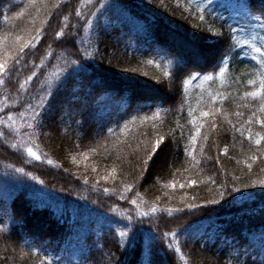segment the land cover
<instances>
[{
  "label": "trees",
  "instance_id": "1",
  "mask_svg": "<svg viewBox=\"0 0 264 264\" xmlns=\"http://www.w3.org/2000/svg\"><path fill=\"white\" fill-rule=\"evenodd\" d=\"M0 59V264H264V0H0Z\"/></svg>",
  "mask_w": 264,
  "mask_h": 264
},
{
  "label": "snow or ice",
  "instance_id": "2",
  "mask_svg": "<svg viewBox=\"0 0 264 264\" xmlns=\"http://www.w3.org/2000/svg\"><path fill=\"white\" fill-rule=\"evenodd\" d=\"M40 30L37 29V32H39ZM62 35V32H57V36ZM17 40H20V37H16ZM243 43H247V41H243ZM31 46V41H24L23 43H21L18 47H19V51L21 53H23L24 49L26 47ZM261 48H257L256 51H261ZM10 71V69H8L7 67V61L4 59H0V84H3L4 81V77H3V73ZM249 83H253V81H249ZM261 91H264V81H262V87H261ZM252 95H256V93H252ZM215 99V98H214ZM202 115H209L208 112H203ZM260 123L264 124V120H261ZM28 127H32V125H28ZM213 127H215V125H213ZM109 131H111V129H109ZM197 132H199V129H197ZM0 135H3V133H0ZM249 138L251 139V134H249ZM193 139H195V137H193ZM261 139H264V137H261ZM166 140V138L164 136H158V138L155 140L154 144L151 147V151L147 152L144 159L142 160V163L145 165V167L148 166L149 162L152 161L155 157V155H157L159 153V151L162 149V147L164 146V141ZM256 143L259 144L260 143V139L256 140ZM27 152L34 156L36 159H40V156L38 155V153L36 151H34V149L32 147H28L27 148ZM253 160L256 159L255 156L252 157ZM49 163H51V161H49ZM19 171H23V169H20ZM115 171V169H113V172ZM104 179H108L107 176L104 177ZM42 183V182H41ZM191 183H195V181H191ZM259 183L264 184V180L260 181ZM128 188H131V185L127 186ZM133 203H135V201H133ZM213 203H215V201H213ZM189 208L195 207V205H189ZM153 211H155V208L152 209ZM144 215H147L146 213H144ZM121 237H125L126 233L125 232H121L120 233ZM176 251H180L179 248L176 249Z\"/></svg>",
  "mask_w": 264,
  "mask_h": 264
},
{
  "label": "rangeland",
  "instance_id": "3",
  "mask_svg": "<svg viewBox=\"0 0 264 264\" xmlns=\"http://www.w3.org/2000/svg\"><path fill=\"white\" fill-rule=\"evenodd\" d=\"M143 75H144V76H147V77H150V78H154V76L151 77V76H149V75L146 74V73H144ZM156 78H157V77H155V79H156ZM71 188H72V187H71ZM2 258H3V257H2ZM0 263H1V262H0ZM2 263H3V262H2ZM4 264H8V263L5 262Z\"/></svg>",
  "mask_w": 264,
  "mask_h": 264
}]
</instances>
